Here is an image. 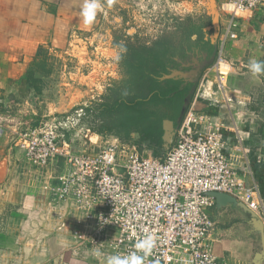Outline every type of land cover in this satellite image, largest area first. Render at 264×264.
I'll use <instances>...</instances> for the list:
<instances>
[{
	"label": "built area",
	"instance_id": "built-area-1",
	"mask_svg": "<svg viewBox=\"0 0 264 264\" xmlns=\"http://www.w3.org/2000/svg\"><path fill=\"white\" fill-rule=\"evenodd\" d=\"M148 1L169 11L194 3ZM263 4L264 0H225L227 23L218 40L215 66L223 61L226 42L238 37V20L250 19ZM142 16L151 24L157 19ZM109 20L110 13L102 10L91 30L71 29L67 46L48 54L60 61V76L74 72L91 83L88 100L48 115L35 126L13 129V144L39 169L61 165L58 175L51 177L55 184L45 182L43 188L51 194L52 206L69 207L66 215L71 220L60 222L57 230H67L73 255L92 264L132 254L140 256L142 264H227L206 244L214 227L209 209L216 202L211 193L233 196L263 228L264 201L258 186L242 180L230 166L223 152L222 124L214 116L190 105L161 157L143 156L136 144L118 138L95 144L94 131L83 124L87 108L101 100L120 72L118 49L104 35L103 25ZM4 129L0 121V135ZM101 214L108 223L98 219ZM149 235L155 244L145 256L135 245Z\"/></svg>",
	"mask_w": 264,
	"mask_h": 264
},
{
	"label": "crops",
	"instance_id": "crops-1",
	"mask_svg": "<svg viewBox=\"0 0 264 264\" xmlns=\"http://www.w3.org/2000/svg\"><path fill=\"white\" fill-rule=\"evenodd\" d=\"M135 1L99 0L93 23L85 25L82 13L89 0H0V121L5 128L0 135V264H92L70 252L67 230H57L60 222L71 220L66 215L69 207L52 206L51 194L43 188L45 182L55 184L51 177L58 175L61 165L39 169L14 146L11 136L15 128L35 126L48 115L67 111L71 99L66 95L77 94L55 83V73L39 67L53 49L67 46L71 29L88 32L106 10L115 21L104 22V35L117 49L112 41L115 27L110 25L118 21L124 27L118 55L133 37L145 41L164 35L159 30L149 38L141 32L128 36L133 30L124 26L125 14L116 12L127 13ZM187 1L209 16L202 31L211 27L218 44L227 23L225 0ZM174 21L168 16L162 24L170 30ZM238 24V37L226 42L218 67L215 56L203 71L177 123H164L161 145L165 147L166 132L177 128L193 105L222 124L223 152L230 166L242 180L257 185L251 164L264 166V73L253 75L249 63L264 62V4ZM209 215L214 227L206 244L219 259L227 264H264V228L257 217L231 203L215 204Z\"/></svg>",
	"mask_w": 264,
	"mask_h": 264
},
{
	"label": "trees",
	"instance_id": "trees-1",
	"mask_svg": "<svg viewBox=\"0 0 264 264\" xmlns=\"http://www.w3.org/2000/svg\"><path fill=\"white\" fill-rule=\"evenodd\" d=\"M174 22L182 27L177 35L162 33L145 40L148 42L127 41L119 59L126 78L109 87L100 102L87 108L88 112L93 108L99 125L107 132L113 126L136 132L140 150L161 147L164 123H177L203 71L217 53V37H213L211 27L205 32L200 27L195 34L186 30L188 26L181 20ZM251 169L264 197V166L251 164Z\"/></svg>",
	"mask_w": 264,
	"mask_h": 264
},
{
	"label": "rangeland",
	"instance_id": "rangeland-1",
	"mask_svg": "<svg viewBox=\"0 0 264 264\" xmlns=\"http://www.w3.org/2000/svg\"><path fill=\"white\" fill-rule=\"evenodd\" d=\"M145 2V3H144ZM144 6V7H143ZM142 7V9H141ZM128 11L127 13H122V11L116 12L117 16H123L125 14V19L127 24L124 26L127 27L128 29L133 30L131 31L130 35H136L138 32H147V33H154V35L159 31H164V35H167V32L170 33H175V35L179 34V32H182V27H177L176 23L174 26L171 27L169 30L167 28L166 24H162L163 21L168 20V16H170V19L183 22L187 27L186 30H189L195 34L198 32V28H203V26H207L209 24V16L205 12H198V8L194 5L191 7H187L185 10L182 9H175V10H167L163 9L162 5H155L153 1H148V0H136L131 4V7L127 8ZM125 9V10H127ZM142 14L144 15H152L156 16L157 19L155 21V24H151L147 22V20H144ZM175 14V15H174ZM111 20L115 21V17L112 18ZM109 20V22L111 21ZM124 19H122L123 21ZM110 23H108L109 25ZM122 23L120 22H115L113 25H110L112 27H115L112 35V41L114 44L117 45L118 49L120 47L118 45H122L120 42H122L125 38L123 37V34H125V31H123L122 26H120ZM161 25V26H160ZM184 25V26H185ZM155 27V28H153ZM155 30V31H154ZM195 34L193 36H195ZM127 36V37H128ZM152 35H147L143 37H151ZM154 38V36H153ZM151 38V39H153ZM134 40L139 39L136 37H133ZM140 40V39H139ZM132 41V40H131ZM122 53H119L118 55V63L119 59ZM46 58L43 60V62L40 63L39 67L46 71L48 74L51 72L55 73L53 77V81L55 83H61L60 86L64 87L67 86V88L71 90L76 89L77 94L76 95H71L72 92H69L66 97L68 99H71L69 105L71 104H77L83 101H87L89 98L88 91L89 88L92 86L91 83L88 81H85V77L78 75L77 73L71 72V74H63L60 76V73L58 72L61 68L60 66V61L54 57V56H45ZM80 61L82 62L84 59L81 57L79 54ZM85 74V72H83ZM126 75L123 74V72L120 70L117 76V81L115 83L120 82L122 79H125ZM52 80V79H51ZM81 82V84H79ZM87 83V85H85ZM113 83V84H115ZM112 84V85H113ZM87 86V87H86ZM106 92L102 95V98L105 96ZM90 94V93H89ZM101 98V100H102ZM100 100V101H101ZM98 101V102H100ZM98 102H94V105ZM93 105V104H92ZM90 105V107L92 106ZM93 110V108H92ZM89 111V115L87 118L83 119V124L86 127H89L96 133V135L92 136V142H95V144H103L105 141H112L114 138H118L121 142L123 143H128V144H136L140 148V138L136 132L133 131H127L125 132L121 128H117L113 126L112 124L108 126H113V128L110 129V132H107L105 129H102L99 121V117L96 116V113L94 111ZM94 128V129H93ZM176 128L173 127L171 131H167L165 135V142L166 145L165 147L161 145L159 148L151 147V148H143L140 150L141 154L143 156H162L163 151L166 147L171 145L174 141V132ZM106 131V132H103ZM98 135V136H97ZM157 151V152H156Z\"/></svg>",
	"mask_w": 264,
	"mask_h": 264
},
{
	"label": "clouds",
	"instance_id": "clouds-1",
	"mask_svg": "<svg viewBox=\"0 0 264 264\" xmlns=\"http://www.w3.org/2000/svg\"><path fill=\"white\" fill-rule=\"evenodd\" d=\"M101 7L99 0H89L88 3L85 4L83 8V17H84V24L90 25L93 23L94 18L96 16L97 10ZM249 70L253 75H258L261 73H264V62L252 60L249 63ZM99 220H104L103 224L108 223V221L103 217V214H101L98 217ZM103 224H101V227H103ZM135 235V233H133ZM155 241L151 237V235L145 237L144 239L138 241L135 245L137 250H140L144 253L145 256H147L152 248L154 247ZM94 255L99 257L101 255L99 249L94 250ZM107 264H142V259L140 256L136 254H132L130 257L127 258H121L120 256H111L108 258Z\"/></svg>",
	"mask_w": 264,
	"mask_h": 264
},
{
	"label": "water",
	"instance_id": "water-1",
	"mask_svg": "<svg viewBox=\"0 0 264 264\" xmlns=\"http://www.w3.org/2000/svg\"><path fill=\"white\" fill-rule=\"evenodd\" d=\"M211 196L215 199V202L218 206L224 205L227 203L239 205V206L243 207L244 209H246L249 213H251L252 216H255V214L250 212V210H248V208L246 206H244L242 203L238 202L233 196H230V195L224 194V193H218V192L211 193Z\"/></svg>",
	"mask_w": 264,
	"mask_h": 264
}]
</instances>
